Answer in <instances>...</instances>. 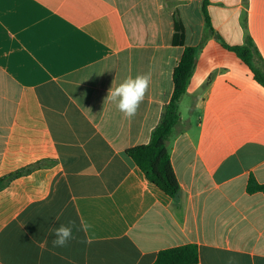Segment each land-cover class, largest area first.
<instances>
[{"label": "crops", "instance_id": "crops-1", "mask_svg": "<svg viewBox=\"0 0 264 264\" xmlns=\"http://www.w3.org/2000/svg\"><path fill=\"white\" fill-rule=\"evenodd\" d=\"M202 3L0 0V264H155L188 244L197 264H264V193L247 189L264 184V87L208 33ZM208 13L228 45L250 34L264 59V0H210ZM176 19L198 53L168 143L171 198L127 150L150 142L171 99ZM148 71L135 117L105 101ZM70 221L74 239L53 247Z\"/></svg>", "mask_w": 264, "mask_h": 264}, {"label": "trees", "instance_id": "trees-1", "mask_svg": "<svg viewBox=\"0 0 264 264\" xmlns=\"http://www.w3.org/2000/svg\"><path fill=\"white\" fill-rule=\"evenodd\" d=\"M209 4L210 0H203L202 12L206 20L208 33L215 36L225 48L236 53L242 62L250 68L255 80L264 87V59L254 39L250 34H246L242 45H228L222 37L215 32L212 26L208 13ZM173 44L183 46L184 51L181 60L173 71V92L171 99L164 109L160 124L151 134L150 142L130 148L127 150V153L135 161L148 181L167 196L176 198L180 193V183L172 165L168 143L174 129L180 122V110L178 105L187 92L198 53L197 47L185 45V28L179 19L175 20ZM25 172H27V170L16 172L1 181L8 183L12 178L22 175ZM247 189L250 193H264V184L258 183L254 176H251L248 181ZM198 261L199 252L197 245L188 244L160 251L155 264H197Z\"/></svg>", "mask_w": 264, "mask_h": 264}, {"label": "clouds", "instance_id": "clouds-1", "mask_svg": "<svg viewBox=\"0 0 264 264\" xmlns=\"http://www.w3.org/2000/svg\"><path fill=\"white\" fill-rule=\"evenodd\" d=\"M151 82V71L137 74L135 77L128 75L118 86L110 88L105 101L115 104L117 110L125 118L132 119L144 101ZM178 108L183 113L189 111L183 101L179 103ZM73 226L74 222L70 221L68 225L61 224L52 229V234L55 237L52 240L53 247H64L74 239ZM87 227L90 226H84L85 229Z\"/></svg>", "mask_w": 264, "mask_h": 264}]
</instances>
